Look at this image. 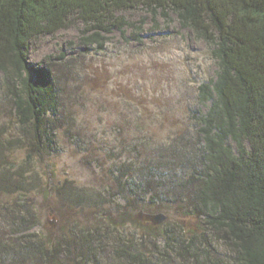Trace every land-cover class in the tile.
I'll list each match as a JSON object with an SVG mask.
<instances>
[{
	"label": "trees",
	"instance_id": "16d2710c",
	"mask_svg": "<svg viewBox=\"0 0 264 264\" xmlns=\"http://www.w3.org/2000/svg\"><path fill=\"white\" fill-rule=\"evenodd\" d=\"M137 8L167 23L174 15L215 60L214 77L197 85L198 155L174 174H159L156 162L120 170L124 206L102 209L99 225L41 224L25 195L53 152L61 98L52 68L29 66V43L79 22L86 49H103L126 25L138 38L141 26L121 15ZM0 92L17 127L0 130V264H264V0H0ZM159 210L169 217L156 224Z\"/></svg>",
	"mask_w": 264,
	"mask_h": 264
},
{
	"label": "rangeland",
	"instance_id": "374dc122",
	"mask_svg": "<svg viewBox=\"0 0 264 264\" xmlns=\"http://www.w3.org/2000/svg\"><path fill=\"white\" fill-rule=\"evenodd\" d=\"M121 15L141 26L138 38L126 25L123 32L106 35L103 49H86L79 42V22L39 35L28 46L29 66L48 65L59 79L53 152L37 168L38 189L25 195L40 208V223L51 228L60 218L69 226L74 219L101 224L102 209L114 214L124 206L116 195L120 170L156 162L159 174L179 173L181 160L192 150L196 159L201 147L193 116L199 107L197 85L214 77L209 46L180 28L174 15L170 23L140 8ZM4 101L0 92V130L16 133L13 120L4 115ZM67 194L77 199L62 204L58 198ZM174 209L171 221L178 219ZM126 227L125 234H138ZM39 229L40 224L33 228Z\"/></svg>",
	"mask_w": 264,
	"mask_h": 264
},
{
	"label": "water",
	"instance_id": "95a60500",
	"mask_svg": "<svg viewBox=\"0 0 264 264\" xmlns=\"http://www.w3.org/2000/svg\"><path fill=\"white\" fill-rule=\"evenodd\" d=\"M166 218H167L166 214L162 212H156L152 214V219L156 224H161L166 220Z\"/></svg>",
	"mask_w": 264,
	"mask_h": 264
}]
</instances>
